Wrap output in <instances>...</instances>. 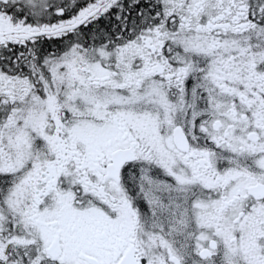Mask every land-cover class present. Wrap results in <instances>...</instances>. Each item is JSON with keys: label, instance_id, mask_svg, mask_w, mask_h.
Instances as JSON below:
<instances>
[{"label": "snow or ice", "instance_id": "6c2138e0", "mask_svg": "<svg viewBox=\"0 0 264 264\" xmlns=\"http://www.w3.org/2000/svg\"><path fill=\"white\" fill-rule=\"evenodd\" d=\"M0 264H264V0H0Z\"/></svg>", "mask_w": 264, "mask_h": 264}]
</instances>
